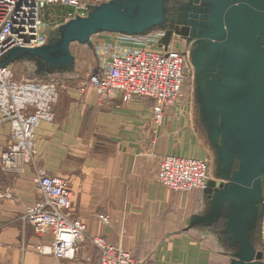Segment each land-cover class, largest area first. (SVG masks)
<instances>
[{"label":"crops","instance_id":"obj_1","mask_svg":"<svg viewBox=\"0 0 264 264\" xmlns=\"http://www.w3.org/2000/svg\"><path fill=\"white\" fill-rule=\"evenodd\" d=\"M51 10L62 9L44 14ZM42 75L34 77L48 74ZM68 79L54 121L36 131L35 166L68 183L71 215L86 225L88 238L101 237L145 264H230L222 228L190 227L208 209L204 190L172 192L157 181L164 156L209 160L213 174L212 152L198 126L194 101L181 98L156 128L153 101L124 102L118 93L99 101L93 89L79 91L86 78L73 70ZM0 132V144L8 143V125H0ZM33 174L29 166L20 175L0 167V264H100V253L97 259L90 245L75 260L34 251L48 240L20 222L37 198ZM99 216L107 217V223Z\"/></svg>","mask_w":264,"mask_h":264},{"label":"water","instance_id":"obj_2","mask_svg":"<svg viewBox=\"0 0 264 264\" xmlns=\"http://www.w3.org/2000/svg\"><path fill=\"white\" fill-rule=\"evenodd\" d=\"M168 0H113L50 33L36 48L18 47L0 69L34 63L39 74L70 73L71 44L92 48L91 37L143 35L165 29ZM193 68L198 126L213 156L209 204L191 228L222 223L230 264H264V0H193L182 10ZM181 32L167 30L166 48Z\"/></svg>","mask_w":264,"mask_h":264},{"label":"built area","instance_id":"obj_3","mask_svg":"<svg viewBox=\"0 0 264 264\" xmlns=\"http://www.w3.org/2000/svg\"><path fill=\"white\" fill-rule=\"evenodd\" d=\"M113 0H0V59L11 49L36 48L47 43L43 12L62 9L63 23L84 18L88 11ZM166 30L143 35L106 34L92 47L97 61L92 73L79 87L84 93L93 89L99 101L114 93L124 102L149 99L151 122L162 125L165 112L182 97L185 78V54L171 41L161 42ZM69 79L33 77L15 79L11 66L0 69V125H8L9 141L0 144V167L9 174H22L26 166L33 170L35 202L28 206L20 222L32 227L41 239L36 247L42 256L73 260L87 238L100 253V264H145L119 248L109 246L101 237L88 238L87 227L71 215L72 193L68 183L58 176L36 168L35 135L42 123L54 121V107ZM155 144L154 138L150 141ZM157 181L172 192L205 190L214 181L209 160L164 156L158 163ZM107 223V217L99 216Z\"/></svg>","mask_w":264,"mask_h":264},{"label":"rangeland","instance_id":"obj_4","mask_svg":"<svg viewBox=\"0 0 264 264\" xmlns=\"http://www.w3.org/2000/svg\"><path fill=\"white\" fill-rule=\"evenodd\" d=\"M44 12L42 15L43 27H46V33L48 34L47 37H49L50 33H53L54 31L56 32L57 29H59L63 25L62 24L63 15H61V13H59L58 11H53V10L47 11L46 14H44ZM105 36H106V33H101V34L92 36L91 37L92 47L94 45V41L98 39H105ZM174 40L172 41L176 43L177 48L180 49V51L185 54V60H184L185 78H184V82L182 86V97L181 98H187L188 100L193 101V68L190 64L188 50L182 43H178V41H176V38H174ZM70 53L74 58V68H73L74 72L87 79V77L92 73L93 69L97 65V61H96L93 49L85 45H79L77 43H74V44H71L70 46ZM11 69L13 70L15 79L17 80L30 79V78H33L35 75H37V66L34 63L13 64L11 65ZM0 135H1V132H0ZM211 177L213 178L212 174H211ZM35 236L39 238L36 234ZM85 245L92 246L95 249L94 253L96 255V258L99 259L98 250L87 238L81 243L80 248L78 250L79 251L78 255L80 254V249ZM34 251H36V248ZM39 256H42V255L39 254ZM93 260H94V257H93Z\"/></svg>","mask_w":264,"mask_h":264},{"label":"flooded vegetation","instance_id":"obj_5","mask_svg":"<svg viewBox=\"0 0 264 264\" xmlns=\"http://www.w3.org/2000/svg\"><path fill=\"white\" fill-rule=\"evenodd\" d=\"M193 0H168L166 3V22H165V30H172L174 32H181L183 37H175L178 43H182L187 50L191 47V42L187 40L189 27L183 26L185 21L181 19L182 10L187 7H192ZM217 230L221 229V224H217L214 226Z\"/></svg>","mask_w":264,"mask_h":264},{"label":"trees","instance_id":"obj_6","mask_svg":"<svg viewBox=\"0 0 264 264\" xmlns=\"http://www.w3.org/2000/svg\"><path fill=\"white\" fill-rule=\"evenodd\" d=\"M150 32H152V31H150ZM150 32H148V33H150ZM73 70L70 73H59V72H57V73H53V74H48L47 77H53V78H59V79H68V77L73 73ZM35 76L43 77V75L42 74H39L38 72H37V75H35ZM218 224H221V228H222V223H218ZM222 243L224 244V247L227 250V252L228 253H231L232 250L230 248H228L225 245L224 242H222Z\"/></svg>","mask_w":264,"mask_h":264}]
</instances>
